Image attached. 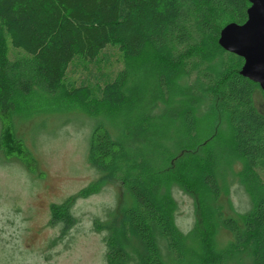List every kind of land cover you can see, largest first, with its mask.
Here are the masks:
<instances>
[{"label": "rangeland", "instance_id": "rangeland-1", "mask_svg": "<svg viewBox=\"0 0 264 264\" xmlns=\"http://www.w3.org/2000/svg\"><path fill=\"white\" fill-rule=\"evenodd\" d=\"M5 45L10 59L23 53L8 37ZM218 53L214 45L207 49L209 60L217 61ZM167 57L145 51L128 60L108 49L97 62L68 69L69 91L125 71V101L115 109L93 107L64 89L15 97L13 132L35 163L29 171L0 149V264H107L108 245L125 239L135 245L124 219L133 203L124 183L160 199L176 239V252L164 264H254L249 242L236 244L224 221H233L244 236V222L264 202V173L237 152L217 101L195 116L194 132L185 126L188 104L179 98L186 94L173 82L180 69ZM253 102L264 111L259 86ZM173 104L182 113L169 117L163 108ZM98 122L110 126L123 145L109 173L87 159ZM206 177L217 184V196ZM63 204L70 223L53 221L51 207Z\"/></svg>", "mask_w": 264, "mask_h": 264}, {"label": "trees", "instance_id": "trees-1", "mask_svg": "<svg viewBox=\"0 0 264 264\" xmlns=\"http://www.w3.org/2000/svg\"><path fill=\"white\" fill-rule=\"evenodd\" d=\"M249 7L248 0H0V149L4 156L33 172L35 161L13 132L17 95L34 90L55 94L64 89L93 107L115 109L125 101V71L102 84L69 91L68 69L75 63H95L108 49H116L128 60L152 51L166 54L169 63L180 69L173 82L186 94L179 102L186 101L188 107L184 113L180 105L164 107L169 117L182 113L185 126L194 132L195 116L217 101L233 130L237 152L250 167L264 173V111L253 102L258 85L240 75L243 59L218 45L222 26L245 23ZM6 37L13 49L23 53L8 58ZM210 45L219 50L217 61L207 57ZM109 129L103 123L94 125L87 155L92 167L106 173L112 172L123 147ZM205 183L217 196L214 179L206 177ZM124 184L133 199L124 219L135 245L126 239L108 245L106 262L164 264L176 252V239L160 199L138 184ZM51 214L54 222L70 223L68 205L52 206ZM224 223L236 244L249 242L253 263L264 264V202L244 222V236L233 221Z\"/></svg>", "mask_w": 264, "mask_h": 264}, {"label": "water", "instance_id": "water-1", "mask_svg": "<svg viewBox=\"0 0 264 264\" xmlns=\"http://www.w3.org/2000/svg\"><path fill=\"white\" fill-rule=\"evenodd\" d=\"M247 20L227 24L220 31L218 45L243 59L240 75L264 91V0H248Z\"/></svg>", "mask_w": 264, "mask_h": 264}]
</instances>
